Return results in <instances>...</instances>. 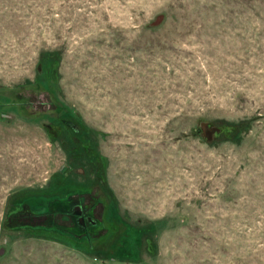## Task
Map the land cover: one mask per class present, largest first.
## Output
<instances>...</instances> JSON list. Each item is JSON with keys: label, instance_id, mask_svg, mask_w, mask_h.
I'll return each mask as SVG.
<instances>
[{"label": "rangeland", "instance_id": "rangeland-1", "mask_svg": "<svg viewBox=\"0 0 264 264\" xmlns=\"http://www.w3.org/2000/svg\"><path fill=\"white\" fill-rule=\"evenodd\" d=\"M0 264H264V0H0Z\"/></svg>", "mask_w": 264, "mask_h": 264}, {"label": "trees", "instance_id": "trees-1", "mask_svg": "<svg viewBox=\"0 0 264 264\" xmlns=\"http://www.w3.org/2000/svg\"><path fill=\"white\" fill-rule=\"evenodd\" d=\"M48 56L44 53V55L40 58V62L42 64H49L48 62H51L53 61L52 59L49 61V59L47 58ZM49 82L48 81H45L43 79H39V81H37L35 83V85H39V84H43L44 85V90L48 91V93L51 95L53 94V92H51L48 88H47V84ZM42 87V86H41ZM18 102H20V98H18V100H16ZM65 111H68V110H65ZM60 117V115H59ZM75 125V124H73ZM74 131V130H73ZM72 195L71 194H68L67 196H59V195H54L52 197H49V198H36V197H29L26 199V201L23 202V204H21V206H18L16 208H14L13 212L11 215H9L8 217V221L6 222V226L8 228H12V227H20V225L22 224L21 222V219H24L26 220L27 216H35L37 214L40 215V212L41 211H44L45 208H48L49 205L50 207L54 206V208L60 212L58 206H60L61 204H65L68 202V200H70V197ZM41 201H44V206H40V208H36V206L34 207L35 204H37L38 202ZM34 204V205H33ZM47 204V205H46ZM21 207V208H20ZM22 209V210H21ZM24 209V210H23ZM21 210V211H20ZM22 212V213H20ZM61 213V212H60ZM48 216V215H46ZM45 217V219L47 220V217ZM25 222V221H24ZM99 224L96 228H90L88 231H84V232H81L79 227L76 226L75 224L73 225H69L68 227H62L60 225H58L57 223L49 220L48 218V221H47V225L49 227H47L48 229H52L53 231H58L60 233H63V234H67L68 236H72L74 239L76 240H84V239H89V236H93L94 233H98L96 232L98 227L101 228V223L99 220H98ZM26 225V224H25ZM46 228V227H45Z\"/></svg>", "mask_w": 264, "mask_h": 264}, {"label": "flooded vegetation", "instance_id": "flooded-vegetation-1", "mask_svg": "<svg viewBox=\"0 0 264 264\" xmlns=\"http://www.w3.org/2000/svg\"><path fill=\"white\" fill-rule=\"evenodd\" d=\"M58 208L62 214L72 218L71 222L78 226L81 232L96 228L99 224L98 219L96 220L93 217V211L89 207H82L80 204L68 200L67 203L61 204ZM35 218L39 217L27 216L25 221L26 223H33ZM40 219L46 220L45 217H40Z\"/></svg>", "mask_w": 264, "mask_h": 264}, {"label": "water", "instance_id": "water-1", "mask_svg": "<svg viewBox=\"0 0 264 264\" xmlns=\"http://www.w3.org/2000/svg\"><path fill=\"white\" fill-rule=\"evenodd\" d=\"M160 20H161V18L158 19L159 22H160ZM201 129H203V132H204L205 135H208V134L210 135L212 130H213L211 128H206L205 126H202Z\"/></svg>", "mask_w": 264, "mask_h": 264}]
</instances>
